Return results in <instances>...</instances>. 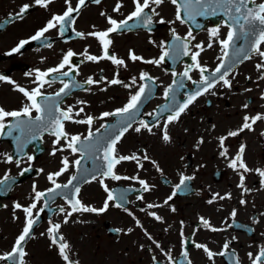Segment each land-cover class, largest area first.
<instances>
[{"label": "flooded vegetation", "instance_id": "af4514ba", "mask_svg": "<svg viewBox=\"0 0 264 264\" xmlns=\"http://www.w3.org/2000/svg\"><path fill=\"white\" fill-rule=\"evenodd\" d=\"M70 3L73 8H76L78 0H70ZM259 3H264V0H256V4ZM25 4L30 6L28 11L25 12L23 18H16L13 21ZM118 4L121 5L119 12L114 11ZM67 7L68 4L65 0H52L46 9L36 5L35 0H0V75L6 77L5 80H0V107L11 111L18 110L24 104L29 103L24 95L16 90V85L29 91L34 89L37 86L33 83L36 78V70L46 71L58 66L66 53L71 50L77 54L72 58V65H75L76 69L71 73V78L78 85V80H80L82 86L85 84V89L76 90L65 98L62 95L58 98L55 97V93L63 87L61 80L69 82L70 78L54 73L49 77L54 82L51 86L46 84L42 91L46 96L57 100L62 110L74 106L73 114L79 109L78 105H81L84 112L79 116L74 115L75 119H85L89 115L95 118L91 126L71 121L64 122L65 131L81 135L83 138L88 134L89 127L95 132L97 129H102V124H107L115 119L114 117L99 119L102 113L122 108L121 104L125 103L126 88L123 85L109 84L108 77L113 79L118 73L119 79L123 81L124 75L121 72L126 76L131 73L136 74L137 86H134L133 90V94H135L142 83L139 79L141 72L150 73V64L142 61L134 62L130 59V51L137 53L142 50L131 43L124 49L123 43L127 44L132 39L130 38L132 35L144 38L148 36V38L160 42H167L172 37L171 29L174 28L178 34L185 36L184 30L189 31L190 27L188 23L182 24L179 21L177 26L174 23L160 24L156 22L160 17H163L166 22L173 21L170 16L173 13L172 3L170 0H165L157 9L160 17H153V24L150 28L142 26L135 31L124 30L117 34L110 33L109 38L112 44L109 51H117L120 56L117 54L115 56L119 59L122 57L126 67L114 65L107 59L92 62L83 55L85 51L88 55L98 57L103 52L98 40L89 36L88 33L110 28L111 25L108 23L107 17L118 22L124 20L135 9L133 0H100L99 4L94 0H86L79 13L72 14L74 23L69 22L65 26L66 30L63 35H60V26L58 25L57 28L45 33L41 40H31V37L44 28L53 16L62 15ZM249 7H255V5L249 4ZM210 23L211 26H214L213 22ZM221 24L225 25V23ZM78 32L83 33L84 36H77ZM123 37L125 42H120L119 39ZM25 40L29 43L25 44L19 52L12 51L21 41ZM48 44L51 47H48ZM150 45L148 46L151 48ZM153 49L154 51L160 50L156 43L153 44ZM260 49L264 51V44ZM148 50L150 49L148 48ZM142 53L147 55L143 51ZM246 62L227 77L232 82L231 88L224 87L223 82L220 81L209 92L199 96L181 115L178 122L168 125V134L171 138L169 142L162 139L163 123L162 127H153L151 133L146 129H141L140 132L134 130L139 127L140 121L147 122L146 119H141L134 124L121 138L117 144L118 155L137 154L142 156L146 152L151 160L157 162L162 172L157 171L150 161L141 160L143 168H139L135 161H124L116 166V173L122 177L138 175L139 179L146 180L149 185L154 186L152 191L144 192L137 180H113L110 177L105 178L99 175L97 178H101L103 185H107L111 192L114 191L118 199L110 201L108 210L101 214L73 212L71 216L67 217L68 223L66 224L64 223L66 214L71 211V206L68 203L69 197L63 198L59 192L53 204L55 208L51 211L44 209L43 212H39L40 208H44L43 200H41L37 204V208L33 210L34 219L39 214V224L32 231V237L24 244V249L27 252V256L24 258L25 264H67L59 254L58 247L51 244L48 233L51 224L61 225L60 234L70 245L69 258L80 264L86 263L79 255V250L70 236L71 230L69 229L74 230L76 226L91 227L94 228L93 230L104 229L108 236L113 238L110 241L114 248L107 251L105 240L103 244H94L91 239H87L84 245L90 254L87 264H157V262L158 264H170L153 240L161 245L164 252H170L176 264H187L181 255L183 251L182 238L188 240V259L192 264H235L236 259L239 260V264H252L248 254L252 253L254 258L260 248L264 247V186L261 185V177L258 173L255 171L245 173L244 184L250 191L244 192L238 187L240 184L238 172L230 168L228 164L229 159L235 157L240 146L244 145V161L247 166L251 169H264V120L257 121L253 125V130L245 129L238 136L228 137L225 140L229 159L220 155L221 148L218 139L227 136L230 131H237L242 126L246 115L250 117L257 114L264 115V98H262L264 97V79L260 78L264 72L258 71L256 67L257 64L264 63V58L256 53ZM218 64L216 63L215 66L217 67ZM183 67H185V63L182 64ZM242 67H246L244 72ZM68 70L69 66H65L63 69V71ZM89 77L100 81V83L86 84ZM101 77L104 79L101 80ZM196 79L199 78L194 76L193 80ZM8 80L14 81L15 84L9 83ZM171 82L172 80L167 87ZM126 83H130V81ZM189 86H192V82L189 83ZM246 89H250V91H246ZM213 92L216 94L212 95ZM185 96L186 89L183 93V97ZM78 101L86 103L79 104ZM41 103L44 101L41 100ZM244 104H248L246 109L243 107ZM156 106L152 101L146 109L147 113H153ZM35 115L36 113L33 112V116ZM55 115H59V113H55ZM147 123L149 126L153 125ZM178 123L184 125L182 142L178 143L183 149L181 153H174L173 156L179 154L181 163L174 161L170 153L166 154V156H170V159L167 160L162 151L175 140L173 131ZM131 133L135 134V141L138 142L135 148H131L129 142L125 144ZM35 135V139H32L31 136L21 137L19 131H15L11 136L0 137V154H5L0 156V179H3L6 174L8 176L18 174L26 166L39 167L47 164L61 170L63 159L60 152L62 151H56L55 155L52 153L54 148L71 152L66 147V142L61 140L60 144L54 145L53 141L56 137L48 132H37ZM148 136H161V143L151 142ZM17 137H20L22 146L18 143ZM201 139L203 143H199ZM159 145L165 147H158ZM9 154L13 156L12 163L5 162L6 155ZM27 156H33L34 159L29 162ZM79 158L80 153H74L69 157L68 171L73 172L75 167L72 162ZM16 160L20 161L19 167ZM181 175L192 176L194 179L187 182V185L177 192L173 200L164 204L167 197L174 191V186L180 183ZM55 179L62 185L69 180V177L62 178L60 175ZM34 185L35 191L44 192L53 184L46 176L43 178L30 176L21 180L11 190L7 182L0 185V256L12 251L16 238L25 226V213L22 209L14 208V205L19 203L27 207L32 204L35 197ZM6 191H9L7 197L5 196ZM217 193L219 196L213 199ZM229 193L231 194L230 199H220V196L226 197ZM141 195L143 199H138ZM107 196L108 193L103 191L100 186L88 182L82 184L77 198L79 197L84 205L101 208ZM121 197L124 198L123 202ZM74 199L72 196V200ZM209 200L213 202L209 203ZM241 200L246 203L241 204ZM116 203H122V207H115ZM149 204L162 205V207L148 208ZM193 205L198 206L194 211L190 210ZM61 207L65 209L64 213L59 211ZM172 207L176 209L174 212L171 210ZM5 209L7 212L1 213ZM234 209L236 216L233 219L231 213ZM149 213H155L162 217V220L157 221ZM200 217L209 220L212 227L224 230L213 232L209 228H205ZM137 221L142 227L137 224ZM117 229L122 231H116ZM128 229H132V231L128 232ZM145 231L153 238L152 240L148 239ZM86 233L89 235V232ZM96 233L98 234L99 231ZM181 233H183V237ZM97 237L102 238V235ZM233 237L236 239L233 240ZM192 241L205 244L216 253L223 249L226 241H232V243L228 255H217L213 260H209L206 253L202 249L196 248ZM95 246L103 248L102 255H95L99 254L94 249ZM233 250L235 256L232 255ZM153 256L156 257V261L153 260ZM0 264H16V262L0 260Z\"/></svg>", "mask_w": 264, "mask_h": 264}, {"label": "snow or ice", "instance_id": "6c2138e0", "mask_svg": "<svg viewBox=\"0 0 264 264\" xmlns=\"http://www.w3.org/2000/svg\"><path fill=\"white\" fill-rule=\"evenodd\" d=\"M66 4H68L67 10L62 15H55L51 20L48 21L46 26L42 29H40L36 35L31 37V40L39 41L44 36L45 33H47L49 30L53 28H57L59 25V33L60 35H63L66 30V25L69 22L74 23V19L72 14L74 12L79 13L80 8L83 7L86 3V0H78V5L76 8H73L71 6L70 0H65ZM95 3L99 4L100 0H94ZM165 2V0H133L135 9L132 11L124 20L117 21L111 17H107L108 23L111 25L110 28L104 31L100 32H90L88 33L89 36L95 37L98 42L102 46V52L103 54L101 56H95V55H88L87 51L83 55L86 56V59L88 61L92 62H99L102 59L110 60L114 65L117 66H125V61L122 59H118L115 55L109 54V46L112 44L111 39L109 38L110 33H117L122 30H131V27H134V25L130 26L129 21L137 20L142 21V25L146 28H150L153 24V17H160V13L157 11V9ZM170 2L176 6V20L180 23H188L189 21H194L196 16H205V15H216L217 14V8L223 9V15L227 17V19L224 21L225 26L228 28V32L226 35V38L219 40V44L221 46V52L222 56L218 57V59L221 61L214 71L210 72L209 75H205L206 72H209V70L202 66L199 60L201 52H203L204 45L203 43H197L195 45H192L191 42L195 40V36L193 35L192 31L189 30L188 33L181 37L176 33V30L173 28L171 29V35L173 42L169 44L168 42L161 41L158 47L161 48V55L158 59H152V60H144L143 57L135 55L134 52L130 51V59L132 61H142L147 64H154L159 66L160 64L165 62V58H172L176 59L179 56H190L191 60L193 61L192 64L187 65L182 73H179V76L181 77V81L178 82L176 79L173 80V83L168 86V88L164 92L165 99H169L170 95L173 94L177 87L184 88L185 85L183 83V78H186L188 81H191L193 85H203L202 87H199L196 91L192 92L190 95H188L187 99L183 101L182 103H179L178 105H174L172 108H169L168 111L170 114L166 118V122L162 129V139L165 142L170 141V136L168 134V125L173 124L175 122H178L181 115L185 113L189 106L192 105L196 99L209 92L210 89L214 88L217 83L220 81L223 82V86L227 88L232 87L231 80L227 79L226 77L229 75V72L226 70V64L225 60L229 57V49L233 48L236 41L241 37H256L253 41V47L251 49L246 48H240L237 47L235 49L238 57H242V59H250V53L255 52L260 57L264 58V51L260 49V45L264 44V3L256 4V0H170ZM52 3V0H35V4L39 5L43 8H48V6ZM249 4H254L255 7H249ZM154 5V7H153ZM29 5L25 4L21 7L20 11L16 14V17L13 18V21L16 18H23L25 12L28 11ZM121 5H117L114 11L119 12ZM150 10V11H146ZM184 13V15H182ZM103 15V13H102ZM157 23L164 24V23H175V21H165L163 17H160ZM220 29L219 27H214L210 30V42L208 44V47H212L211 39L215 38L219 35ZM77 36L83 37V33H76ZM153 44H155V41H151ZM29 43V41H21L19 45L14 48L13 52H19L20 49L24 47L25 44ZM48 47H51L50 44L47 45ZM199 49V51H192L191 49ZM77 54L73 51L69 50L66 55L64 56L62 62L54 67L47 69L46 71H39L36 70V78L33 81L37 86L32 90H26L24 87H21L19 85H16V90L21 92L24 97L29 101V103L24 104L20 109L18 110H6L4 107H0V137H3L5 135L11 136L13 135V132L19 131L20 136H31L32 139L36 138V133L40 132H48L50 135H53L56 137V139L53 141L54 145L60 144L61 140H64L66 142V147L72 151V153H80V158L76 159L72 162V165L76 168L77 172L80 170L81 162L85 158L86 154H92L96 159L102 160L105 162L103 167L105 168L104 171L101 172V176L108 178L110 177L113 180H121V179H132L137 180L138 183L141 185V188L144 192H150L152 191V188L154 186L149 185V183L146 180L139 179V176L134 177H127V176H120L116 173L115 169L116 166L121 164V162L124 161H135L137 166L139 168H143V163H141V160L150 161L157 169V171H161L162 169L159 168V165L155 160H151L150 157L147 155L146 152L142 154V156L137 154L132 155H118L116 145L119 143L121 138L124 136V134L132 128L133 122H134V114L137 112L139 106L142 104L143 100L146 96V89L148 88L147 84H140L138 87V90L135 92V94L130 95L129 101L127 104L124 105L122 108H118L112 112H104L101 114V117L99 119H104L107 117H127V120L119 121L117 124L114 125H107L102 124L101 128L105 129L104 133L100 132V129H97L95 132L92 131L91 127H89L88 134L84 136L83 138L81 135H71L67 131H65V121H71L73 123L77 124H87L91 126L94 122V117L91 115L87 116L85 119H74L75 116H79L80 113L84 112V108L81 107L78 111H76L73 114V107L69 106L66 110H62L59 106V102L51 96H46L45 93L42 91L44 86L47 84L48 86H51V84L54 82V80L49 79L50 76L54 73H59L63 77H69L71 78V73L76 69L75 65H72V58L76 56ZM65 66H69L68 71H63ZM258 71L264 72V63H260L256 65ZM198 70L200 73V80L196 81L192 79V76L190 73L194 70ZM217 74H219L217 76ZM172 75L176 77L178 74L176 72H173ZM261 79H264V75H261ZM6 77L0 75V80H5ZM104 77H101V80H103ZM140 81H153L154 78L151 77L146 72H141L139 76ZM9 83L15 84L14 81L8 80ZM61 83L63 84V87L60 88L56 93L55 97H60L61 95H67V90L71 89L72 87H80V85L75 84L71 79L69 82H64L61 80ZM88 85L100 83V81L93 80L91 77L87 79L85 82ZM109 84L112 85H123L125 88H131L132 86H135L137 84L136 78L133 77L131 84H125L123 81H121L118 78H113L112 80L108 81ZM246 91H250V89H246ZM216 93L213 92L212 95H215ZM264 98V97H262ZM41 100L44 101V103H41ZM79 104H85V101H78ZM243 107L246 109L248 107V104H244ZM33 112L36 113L35 116H33ZM55 113H59V115H55ZM149 116H152V113H148ZM264 120V115L257 114L256 116L250 117L245 116L244 122L242 126L237 131H230L227 136L219 137V146L221 148L220 155L224 157L225 159H229L228 156V148L225 147V140L228 139V137H236L240 134V132H243L245 129L247 130H253V125L256 124L257 121ZM153 127H158L157 124H153L152 126H149V124L145 121L139 122V127H136L134 130L136 132H140L141 129H146L149 133L152 132ZM214 127V126H213ZM113 129L114 131L109 132L108 129ZM7 130V131H6ZM187 131V130H186ZM18 143L22 146V141L20 140V137H17ZM199 143H203V140L201 139ZM63 149H55L53 150V155H55L56 151H62ZM244 152H245V146L241 145L237 154L235 157H232L229 159L228 166L232 168L234 171H237L240 176V184L238 187H240L244 192L250 191L247 187H245L244 181H245V173L253 172L255 171L258 173V175L261 177V185L264 186V169H251L247 166L246 162L244 161ZM5 154H0V156H3ZM34 159L33 156H27V160L30 162ZM7 163L13 162V156L12 155H6ZM17 166L19 167L20 161H15ZM63 167L59 172L56 173H50L48 175V180L53 184L52 188H49L46 192H39L35 191V185L33 186V190L35 192V197L33 198V203L29 206L25 207L19 203H16L14 205V208L16 209H22V211L25 213V226L22 230V232L19 234V236L16 238V241L13 245L12 251L0 256V260L8 261L12 260L16 262V264H25V257L27 256V252L24 249L25 242L32 237V231L33 227L36 224L37 220L39 219V214H37V217L33 218V210L37 208V204L44 199V206L46 207L48 205L47 199L45 197L49 193H56L59 189H67L70 185L73 184V181L77 180V176L73 175L69 180L67 184H59L56 182L55 177H59L64 172L68 171L69 168V161L67 157H64L62 160ZM242 170V171H241ZM30 171L29 168H24L21 171V175L24 173ZM9 179V176L6 174L3 179H0V185L5 184V182ZM92 180L97 179L96 175L93 174L91 176ZM194 177L192 176H183L181 175L180 183L174 186V191L170 196L167 197V199L164 201V204H168L169 201L173 200L176 196L177 192L182 189V187H185L187 185V182L193 180ZM85 183L90 182L87 178H85ZM101 183L103 185V180H101ZM105 192L108 193L107 199L104 202L103 207L101 208H95L92 206L84 205L80 199H68V203L71 206V211L67 212L64 223H68V216H71L73 212H88V213H96L101 214L108 210L109 202L115 201L117 198L112 194V192L108 189L107 185H103ZM75 194H79L80 188L75 187ZM216 196H219V194H215L213 199H215ZM65 198L67 199V194H65ZM225 198H231V194H227V196H220V199ZM123 202L124 198H120ZM138 199H143V196H139ZM209 203H212V200L208 201ZM241 204L246 203V201L241 200ZM117 208L122 207V203H116L114 205ZM148 208H154V207H162V205H155V204H149L147 206ZM171 210L174 212L176 209L175 207H172ZM44 208H40L39 212H43ZM59 211L61 213L65 212L64 208H60ZM149 215L154 216V218L157 221H161L162 217L156 215L155 213H149ZM231 216L233 219L236 216V210L234 209L231 213ZM200 221L202 225L205 228H209L211 231H223L224 229H217L215 227H212L210 224V221L205 219L204 217H200ZM258 222V221H254ZM137 224L142 227V225L139 224V221H137ZM60 224H51L48 233L50 236L51 244L56 245L59 250V254L63 258L64 261L67 262V264H78V262L71 261L69 258V250L70 245L66 242L65 237L60 234ZM116 231H122L120 229H117ZM132 229H128V232H131ZM43 235V234H42ZM145 235L148 236L149 240H152L153 238L145 231ZM181 236L183 237V233H181ZM236 237H233V240H235ZM153 243L156 244V247L161 250V252L167 257L170 264H176V261L173 260V257L171 256L170 252H164V250L161 248V245L153 240ZM182 248L183 251L181 255L185 258L187 261V264H192L191 260L188 259L189 253L187 250V244L188 240L185 238H182ZM194 246L198 249H202L209 260H213V258L217 255L219 256H226L228 255L229 247L232 243V241H226L223 245V249L219 252H213L211 249L208 248L205 244H199L195 243V241H192ZM143 247V246H141ZM151 251V249H149ZM232 255L235 256L234 250L232 251ZM249 258L252 260V264H264V247L260 248V251L258 254L253 258L252 253L248 254ZM153 260L156 261V257L153 256ZM158 264V262H157ZM235 264H239V260L236 259Z\"/></svg>", "mask_w": 264, "mask_h": 264}, {"label": "rangeland", "instance_id": "374dc122", "mask_svg": "<svg viewBox=\"0 0 264 264\" xmlns=\"http://www.w3.org/2000/svg\"><path fill=\"white\" fill-rule=\"evenodd\" d=\"M134 36L135 35L130 36V38H132V39L130 41H128L127 44H124L123 43V48L124 49L129 46V43H131V44L135 45L139 50H142L143 52H145L147 55L148 54H153V53L156 52V51H154V49H153V43L151 42V41H153L152 40L153 38H148V36H147V38H144L143 36L142 37H134ZM119 41L120 42H125L124 37L123 38H120ZM207 41L208 40H205V42H207ZM148 45H150L151 48ZM148 48L150 50H148ZM214 48H216V46L213 47V48H211V49H209V50H207L204 53V55H205L204 57H205L206 60L209 59V58H214V57H215L214 60L216 59V57H217L216 56L217 51H211ZM205 59H204V61L207 62ZM165 70L166 69H162L160 67H156L155 70H154V74L157 75L158 77L160 76L162 78V80H161L162 86H164V84L167 83V81L170 79L169 73L168 72H165ZM245 70H246V67H244L243 72ZM121 74L122 75H126L123 72H121ZM128 80H129V78H124V81H128ZM125 91H126V94H127L131 90L129 88H127ZM129 94H131V93H129ZM175 126H176V128L173 131V134L175 136V140L172 143L168 144L167 147H165L163 145H159L158 147H165V148H163L162 151L165 154V158L167 160H169L170 159V156L172 155L174 161H178L179 163H181L180 155L178 154L176 156H173V154L174 153H177V152L178 153H181V151L183 149L181 145H178V143H181L182 142V134H183V127H184V125H182L181 123H178ZM148 138L153 143H157V144L158 143H161V136H158V137L148 136ZM128 142L130 143L131 148H135V145L138 144V142L135 141V134L134 133H131L130 134V137L125 142V144L128 143ZM125 144H124V149H125ZM167 153H170V156H166ZM47 157H49V156H47ZM45 166L47 168L51 167V166H48L47 164H45ZM55 167L56 166H52L51 168H55ZM28 180H30V179H28ZM197 208H198V206L193 205V206L190 207V210L194 211ZM4 212H7V209L2 210L1 213H4ZM19 222H21V221H19ZM69 229L71 230L70 236H71L73 242L75 243L77 249L79 250V255L81 256V258L84 260V262L86 264H87V261H89V256H90L89 252L86 251V248L84 247L85 241L87 239L88 240L91 239L94 244H96V243H102L103 244V241L105 240L106 241V244H107L106 251L108 249L111 250V249L114 248L113 243L111 242L112 241L111 239H113V238H111L110 236H108L107 232L104 229L101 230V229L98 228V229L93 230L94 228L85 227V226H76V228L74 230H72L71 228H69ZM97 231H99L98 234L96 233ZM86 232H89V235ZM100 234L102 235V238H98L97 237ZM105 234H106V236H105ZM102 244H100V246H102ZM94 249L97 252H99V254H95V255H102L103 254V248L96 247L95 246ZM107 259H108V257H107Z\"/></svg>", "mask_w": 264, "mask_h": 264}]
</instances>
